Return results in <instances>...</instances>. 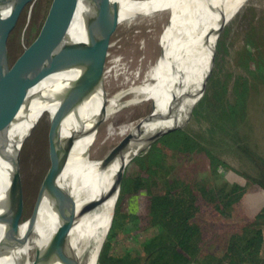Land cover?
<instances>
[{
  "label": "bare ground",
  "instance_id": "bare-ground-1",
  "mask_svg": "<svg viewBox=\"0 0 264 264\" xmlns=\"http://www.w3.org/2000/svg\"><path fill=\"white\" fill-rule=\"evenodd\" d=\"M30 1L19 0L21 12ZM245 1L113 0L119 10L112 14L111 34L119 24L163 22L158 36L160 52L147 67L139 66L134 71L123 58L114 59L109 67L110 36L100 85L77 111L66 115L57 125V147L63 146L67 139L72 140L57 184L72 196L78 211L100 196L94 207L80 214L68 227L67 245L76 264L98 263L118 198L114 182L133 154L130 147L135 135L141 128H144L145 137L170 127H180L205 93L214 68L215 59L213 64L210 61L215 58L218 34ZM176 16H179L177 20ZM83 17V5L79 3L67 26L68 38L84 39ZM3 66L0 62V68ZM74 76L73 71L54 73L30 88L26 98L13 110V121L7 130L11 143L21 140L43 116L50 123L54 114L62 111L63 98L49 90ZM113 87L118 90L112 92ZM83 95L79 93L73 98L77 100ZM146 102L154 104L153 113L133 120L128 114L126 121L117 122L125 109L136 110ZM151 118L153 121L148 122ZM102 125L106 127L105 140L122 138L103 156L95 158L91 150ZM9 169L8 163L0 157V212L8 187ZM97 184L99 189L95 190ZM54 202L46 192L40 199L36 197L31 213L19 223V242L0 253V264H35L58 226ZM5 230V225L0 224V238ZM47 264L61 263L51 259Z\"/></svg>",
  "mask_w": 264,
  "mask_h": 264
},
{
  "label": "trees",
  "instance_id": "trees-1",
  "mask_svg": "<svg viewBox=\"0 0 264 264\" xmlns=\"http://www.w3.org/2000/svg\"><path fill=\"white\" fill-rule=\"evenodd\" d=\"M246 69L232 101H223L218 89L209 93L208 82L192 113L211 117L210 137L232 142L257 175L230 167L245 182L228 180L218 171L228 165L201 138L180 127L161 134L123 175L97 264H264V157L241 131L251 87L264 81V63L247 57ZM250 186L254 203L247 200ZM135 230L138 247L120 251Z\"/></svg>",
  "mask_w": 264,
  "mask_h": 264
},
{
  "label": "water",
  "instance_id": "water-1",
  "mask_svg": "<svg viewBox=\"0 0 264 264\" xmlns=\"http://www.w3.org/2000/svg\"><path fill=\"white\" fill-rule=\"evenodd\" d=\"M18 2L19 0H0V62L4 64L3 68H0V157L10 166L8 187L0 212V224L6 227L0 238V253L19 242L17 229L24 210L20 150L25 138L16 143L9 141L7 130L13 121V110L26 98L30 88L42 79L54 73L73 71L75 73L73 79L49 90L50 93L59 94L63 98V107L61 112L54 114L49 123L50 166L41 183L37 199H40L45 192L54 199L58 226L35 264H47L51 259H56L61 264H76L75 256L67 245L68 227L80 214L94 207L100 196L78 211L72 196L57 184V177L64 169V161L72 147L71 139H67L63 146L57 147L55 138L59 129L57 125L66 115L77 111L86 97L100 85L111 36V18L113 12L118 13L119 9L113 0H54L37 39L12 66L8 60L7 45L9 35L21 14ZM79 3L84 9L85 37L83 40L74 41L67 37L66 31L72 13ZM178 18L179 16H176V20ZM172 34L173 32L170 31L171 36ZM213 61L214 58H211V64ZM79 93L84 95L74 100L73 97ZM154 111L152 104V109L147 115ZM174 128L177 127L154 132L145 137L144 128H141L130 147L133 154L129 162L145 151L146 149L141 151L144 147L149 148L161 134ZM123 145L121 143V147ZM127 165L119 170L114 182L117 197ZM96 188L99 189L98 184L95 190Z\"/></svg>",
  "mask_w": 264,
  "mask_h": 264
},
{
  "label": "rangeland",
  "instance_id": "rangeland-1",
  "mask_svg": "<svg viewBox=\"0 0 264 264\" xmlns=\"http://www.w3.org/2000/svg\"><path fill=\"white\" fill-rule=\"evenodd\" d=\"M53 2L54 0H32L21 12L8 39V60L12 66L22 58L25 51L30 49L37 39ZM223 27L217 36L213 75L211 81L208 80L209 84L211 82L210 86L209 84L207 86H209V93H212L214 89H218L222 92L223 101H232L235 82L237 80L240 82L243 78L248 77L247 57L253 56L257 61L261 60L264 63V0H246L237 8L233 18ZM162 28L163 22L151 25L141 23L130 26L119 24L115 32L111 34L112 43L109 47L107 66H112L114 59L123 58L130 64V69L133 71L139 66L147 67L160 52L158 36ZM116 90L118 88L113 87L112 92ZM197 104L198 100L193 108ZM247 106L248 121L241 128V131L246 133L253 150L264 157V81L252 85ZM151 109V102H146L136 110L135 108L125 109L117 122L126 121L128 114L130 120L140 118L147 115ZM129 110L130 113H126ZM203 114L194 115L191 110L189 115H186L183 119L180 128L186 129L194 136L201 138L225 161L229 168L220 166L218 171L226 179L240 183L245 182L244 178L230 167L256 176V166L236 151L232 142L225 141V138L217 133H213L212 138L210 137L211 117H205ZM45 117L43 116L29 133L23 135L25 140L20 150V172L24 194L22 220L31 213L43 178L50 166L49 121ZM105 130L104 125L99 127L96 143L91 150L92 156L95 158L103 156L122 138L115 137L105 140ZM145 149L147 147H144L141 151ZM135 168L136 166L131 160L126 166L124 174L131 173ZM249 189L251 194L247 197V200L254 203V196L257 194L254 191L256 187L250 186ZM133 200L136 204V199L130 201L133 202ZM136 232L135 230L122 239L119 243L120 251H124L129 247H138L137 243L134 242L135 239L131 238Z\"/></svg>",
  "mask_w": 264,
  "mask_h": 264
}]
</instances>
